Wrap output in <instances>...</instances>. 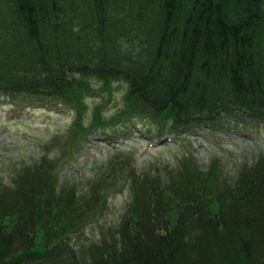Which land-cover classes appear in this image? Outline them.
<instances>
[{
  "label": "trees",
  "instance_id": "16d2710c",
  "mask_svg": "<svg viewBox=\"0 0 264 264\" xmlns=\"http://www.w3.org/2000/svg\"><path fill=\"white\" fill-rule=\"evenodd\" d=\"M0 96L73 111L76 150L137 121L177 140L264 123V0H0ZM127 153L85 187L44 162L0 186V264H264V157L220 179L184 152L142 169ZM118 186L117 227L73 243Z\"/></svg>",
  "mask_w": 264,
  "mask_h": 264
},
{
  "label": "rangeland",
  "instance_id": "374dc122",
  "mask_svg": "<svg viewBox=\"0 0 264 264\" xmlns=\"http://www.w3.org/2000/svg\"><path fill=\"white\" fill-rule=\"evenodd\" d=\"M113 86L116 91L114 99L119 105L125 88L121 84ZM98 100L97 97L86 100L88 114ZM113 112L114 109L108 114ZM73 118V111L60 105L51 106L37 98L0 96V186L9 185L12 177L24 167L44 162L46 167L58 170V189L66 183L85 187L83 184L87 185L88 180L93 183L97 179L94 173L106 166L114 151L131 153L133 164L141 169L156 163L174 165L176 156L183 158L184 152L187 158L197 163L193 162L201 172L208 171L216 162L220 179H235L240 166L254 165L264 157V123L249 122L237 126L231 123L232 128L213 132L198 128L177 140L171 135L151 139L144 131L145 126L137 121L131 128L111 133L115 145L104 136L92 135L89 143L76 150V139L72 141L70 132ZM188 141L190 147L182 149L180 145H187ZM128 202V188L118 186L108 195L103 209L87 222L89 224L71 235L72 242L79 245L99 242L108 228L120 223Z\"/></svg>",
  "mask_w": 264,
  "mask_h": 264
}]
</instances>
